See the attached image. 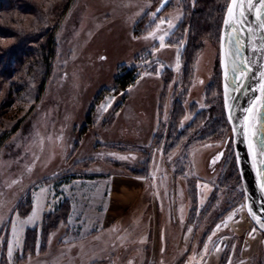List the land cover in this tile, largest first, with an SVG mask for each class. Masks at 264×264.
Listing matches in <instances>:
<instances>
[{"label": "rangeland", "instance_id": "374dc122", "mask_svg": "<svg viewBox=\"0 0 264 264\" xmlns=\"http://www.w3.org/2000/svg\"><path fill=\"white\" fill-rule=\"evenodd\" d=\"M58 1L32 0L45 8ZM161 2L72 0L54 31L45 79L11 94L10 82H22L29 66L0 78V264H264V234L245 210L224 111L220 34L203 40L186 71L188 28L181 47L168 43L199 0H169L158 12ZM17 42V34L0 31V61ZM46 42L44 36L33 45ZM121 69L136 75L125 90L115 86ZM119 172L143 177L147 186L115 224L81 238L70 230L71 214L55 215L68 201L64 193L89 190L100 201ZM117 180L128 185L113 201L128 206L123 200L136 191L134 181ZM28 200H36L31 214ZM46 201L56 209L44 215L59 218L58 227L49 230L47 246L41 234L27 252L31 229L12 243L14 233L38 223Z\"/></svg>", "mask_w": 264, "mask_h": 264}, {"label": "trees", "instance_id": "16d2710c", "mask_svg": "<svg viewBox=\"0 0 264 264\" xmlns=\"http://www.w3.org/2000/svg\"><path fill=\"white\" fill-rule=\"evenodd\" d=\"M71 1L72 0H63V2L58 1L50 3L48 8H45L41 5H36L32 0H0V29L12 31L17 34L18 38L16 44L2 51V54H6V59L0 61V78L9 79L14 71L20 66L23 68L27 65L30 70L28 75H24L26 77L23 78L22 82H10L12 84L11 90H9L11 94L15 91L20 93L21 90L28 89L32 82L38 80V77L43 78V80L45 79L49 59L53 54L52 39L54 31L61 18L67 12ZM228 4L229 0H199L197 11L185 20V23L182 25L183 27L181 26L173 32L172 37L169 39L171 42L169 41L170 43L168 44L181 47V44L184 42L183 31L188 28V42L186 47L182 48L185 54L184 68L186 71L189 67L191 68L190 62L201 49L203 40L209 35L220 34L221 24L218 26V22L220 18H223ZM26 14L35 16V19L32 20L30 24L23 21L21 17H18V15ZM26 25H29L30 29H25ZM44 36L47 37V42L34 47V41L39 40ZM33 58L34 61H32ZM135 78L136 75L134 76V69L128 71L121 69L115 78V86L125 90L135 82ZM42 83L37 90V98L40 96ZM33 91L34 90H32V95L35 93V91ZM88 120L91 123L90 117ZM175 121L176 118L174 119V122ZM222 121L224 122L225 120L223 119ZM194 124L190 126H193ZM191 128L192 127L189 129ZM1 141L2 139H0V143ZM26 204L28 205L26 214H29L33 204L29 200L28 202L26 201ZM70 210L71 204L69 201H66L57 210V214L55 215L60 216L61 213L64 215L66 214L67 218H65L69 219L71 214ZM50 216V213L44 215L41 232L38 231L37 228L28 230L29 233H27L29 235H26L25 246L27 252L33 251L34 245L41 234V247L43 248L47 246L48 234L50 231L58 227V222L60 220L59 218L53 220Z\"/></svg>", "mask_w": 264, "mask_h": 264}, {"label": "water", "instance_id": "95a60500", "mask_svg": "<svg viewBox=\"0 0 264 264\" xmlns=\"http://www.w3.org/2000/svg\"><path fill=\"white\" fill-rule=\"evenodd\" d=\"M168 2L169 0H167V3L162 0L158 7L160 11L166 7ZM226 16L227 9L223 18L219 39V65L224 111L232 133L233 149L245 197V210L254 226L264 234V227H262L264 225V190L260 187L262 181L259 177L260 171L264 169V165L260 163L261 160H264V156L259 155L260 148H264V139L258 138L253 141L256 151L255 158L253 150L250 147V131H258L260 136L264 137V109L260 110L258 127L256 129L249 130L244 126L246 117L249 115L247 109L256 103L257 97L260 96V85L264 83V79L261 78V73L264 72V32L258 29L254 12L246 11V19H244V23L238 31H233L224 25ZM248 27L256 29L255 33H249L247 31ZM229 37L233 38L231 44H229ZM237 37L241 45L238 54L236 53L234 39ZM229 50L233 53L232 57L226 56V52ZM233 60L238 64L241 61H247L251 71L245 69L247 74L242 77L238 76L237 73L231 72ZM225 63H228L229 66L227 81L224 78ZM241 66L243 67V65ZM226 83L229 89L227 101L230 106L229 108L225 106L224 86ZM229 116H231V119H229ZM246 133L249 134L246 135ZM249 209H251V213H254L257 219H253Z\"/></svg>", "mask_w": 264, "mask_h": 264}, {"label": "crops", "instance_id": "0c3cea01", "mask_svg": "<svg viewBox=\"0 0 264 264\" xmlns=\"http://www.w3.org/2000/svg\"><path fill=\"white\" fill-rule=\"evenodd\" d=\"M117 179H130L134 181L131 186H133L134 190H136L134 193L128 197L124 198L123 201H130L131 204L128 206L124 207H116V203L113 201V196L116 194L119 195V190L123 191V188L125 185H128L125 180H117ZM74 182V181H73ZM70 180L67 181L68 184L72 183ZM146 180L143 177H138L135 175H128L126 173H114L112 175V183L109 185L108 188H105L101 191L102 196H98L100 201H93L90 194L89 190L84 191V192H71L70 193H64L62 196L66 198L70 204H71V215L74 218L72 221L70 219L69 227L71 232H75V234L82 233L80 235L81 238L86 237L89 235L91 232L96 231V230H103L108 228V226H111L115 224L117 221L120 220V217H122L125 214H129L130 211L138 204V201L144 195L146 192ZM41 197V195H40ZM62 198V197H61ZM59 199L58 197H53V200ZM81 199H89V201H80ZM52 199H50L51 202ZM36 203V200L33 203V207ZM41 203V208H40V214H39V221L35 225L32 226H26L21 228H17L16 235L14 233V239L12 240V243H14L16 240L19 238L22 239V236H25V232L28 229H33L36 226L40 225L43 221L44 213L50 211V209H56L54 206V203L48 204V201H46L44 204ZM52 209V210H53ZM138 209V208H137ZM33 210V208H32ZM32 212V211H31ZM31 214V213H30ZM80 216H84V219H80ZM92 216V218L90 217ZM90 232V233H89ZM73 233V236H76ZM79 235V234H78ZM154 237V236H153ZM163 238V237H162ZM154 239V238H153ZM166 240L170 241V238L166 237ZM156 240L151 241V249H152V255L155 253L154 247H156ZM169 243V242H168ZM167 246V244H165Z\"/></svg>", "mask_w": 264, "mask_h": 264}, {"label": "snow or ice", "instance_id": "6c2138e0", "mask_svg": "<svg viewBox=\"0 0 264 264\" xmlns=\"http://www.w3.org/2000/svg\"><path fill=\"white\" fill-rule=\"evenodd\" d=\"M165 3H167V0H164ZM163 6V5H162ZM157 11H160L158 8ZM247 12H254L255 20L257 22L258 29L262 32H264V0H230V3L227 7V16L224 20V25L228 28H231L233 31H238L243 23L244 19H246L245 13ZM163 23V21H162ZM247 31L249 33L254 34L256 29H253L251 27L247 28ZM235 39V45H236V53L238 54L241 48L239 38ZM159 40L161 42V46H163L164 37H159ZM233 42V38L229 37V44ZM233 53L231 50L226 52L227 57H232ZM243 65V67L241 66ZM251 71V68L248 67L247 61H241L239 64L236 63L234 60L232 61V67L231 72L237 73L238 76H246L247 72L245 71ZM229 77V66L228 63H225L224 65V78L227 81ZM261 78L264 79V72L261 73ZM235 82V81H234ZM225 88V106L226 108H229L228 105V95H229V89L227 83L224 86ZM260 96L257 97L256 103L253 104L252 107L247 109L248 116L246 117L245 122V128L246 129H256L258 127V116L260 114V110L264 109V83L260 85L259 88ZM229 119H231V116H229ZM249 133H246V135ZM250 147L253 150V156L256 157V151L255 146L253 145V141L256 139H264V137L260 136V133L258 131H250ZM260 156H264V148H260L259 151ZM261 165H264V160L260 161ZM260 180L262 181L260 187L262 190H264V169H262L259 173ZM251 213V209H249ZM253 216V219H257L254 213H251ZM36 213H33V216H35ZM231 219V217H229ZM259 222V221H258ZM219 227V226H218ZM264 227V225H262ZM9 254L11 255V250H9Z\"/></svg>", "mask_w": 264, "mask_h": 264}]
</instances>
